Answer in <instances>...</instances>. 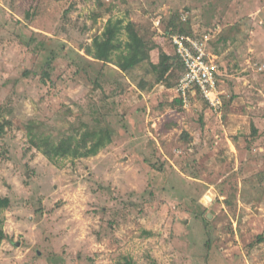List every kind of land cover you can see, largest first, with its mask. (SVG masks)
Listing matches in <instances>:
<instances>
[{
	"label": "rangeland",
	"instance_id": "374dc122",
	"mask_svg": "<svg viewBox=\"0 0 264 264\" xmlns=\"http://www.w3.org/2000/svg\"><path fill=\"white\" fill-rule=\"evenodd\" d=\"M108 18L155 65L174 28L208 35L220 107L177 103L176 69L86 56ZM85 128L111 143L50 161L30 142ZM0 197V264H264V0H0Z\"/></svg>",
	"mask_w": 264,
	"mask_h": 264
},
{
	"label": "trees",
	"instance_id": "16d2710c",
	"mask_svg": "<svg viewBox=\"0 0 264 264\" xmlns=\"http://www.w3.org/2000/svg\"><path fill=\"white\" fill-rule=\"evenodd\" d=\"M123 33L125 34V40L120 38ZM173 33L193 35V31H186L182 27L174 28L171 31V34ZM149 43V41H146L137 32L132 21H124L123 18H108L102 33L100 35H95L92 39L91 45H86L83 49L86 56L106 64L110 63L121 72H129L143 63H148L155 68L159 66L161 67L160 78H162L168 72L171 73L173 69H176V88L178 80L184 71L183 64L178 56L174 54V50L173 55L161 51L159 63L156 65L153 64L150 61L149 51L155 45L154 43ZM50 53L51 57L47 59L42 72L43 76L46 78L49 75V69H51L55 57L54 52ZM175 101L182 104V100L178 97ZM32 123L33 122H31V124ZM76 134L79 135V138H77ZM76 134H69L58 141H52L48 135L37 136L31 132L30 142L50 161H54L55 159L68 156L73 158L94 156L102 148L111 143L113 135L112 131L107 128H85L84 131ZM9 203L10 201L8 197H0V210L7 208ZM3 237L4 233L0 229V241Z\"/></svg>",
	"mask_w": 264,
	"mask_h": 264
},
{
	"label": "built area",
	"instance_id": "2783aa9c",
	"mask_svg": "<svg viewBox=\"0 0 264 264\" xmlns=\"http://www.w3.org/2000/svg\"><path fill=\"white\" fill-rule=\"evenodd\" d=\"M209 34V33H208ZM210 37L196 34H173L171 46L184 66L175 88L177 97L184 103L198 95L215 111L220 107L218 82L221 72L215 60L206 51Z\"/></svg>",
	"mask_w": 264,
	"mask_h": 264
}]
</instances>
